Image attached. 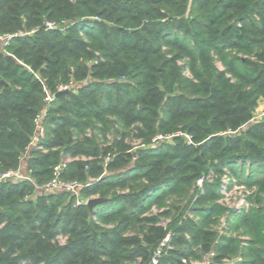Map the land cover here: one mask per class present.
Instances as JSON below:
<instances>
[{
  "label": "trees",
  "instance_id": "1",
  "mask_svg": "<svg viewBox=\"0 0 264 264\" xmlns=\"http://www.w3.org/2000/svg\"><path fill=\"white\" fill-rule=\"evenodd\" d=\"M5 34L0 172L25 157L30 181L0 182V264H149L167 232L176 248L157 264H264V119L249 123L264 100V0H0ZM40 115L44 151L30 147ZM65 155L90 158L61 179L106 199L93 211L35 191ZM224 170L256 187L259 207L225 219L245 241L216 231Z\"/></svg>",
  "mask_w": 264,
  "mask_h": 264
},
{
  "label": "rangeland",
  "instance_id": "2",
  "mask_svg": "<svg viewBox=\"0 0 264 264\" xmlns=\"http://www.w3.org/2000/svg\"><path fill=\"white\" fill-rule=\"evenodd\" d=\"M216 66L219 70H223V66L221 65L220 62H216ZM185 75L189 76L188 71L184 72ZM264 119V100L262 98H259L257 100L256 103V107L254 109L253 112V117L251 119V121L249 123L253 124V123H258L263 121ZM183 138H185L187 140V143H190V137L187 136L186 134H181ZM133 137V136H131ZM109 140L111 139V137L109 136L108 138ZM155 141L154 143H158L159 141H163V137L161 136H157L155 137ZM166 141H169L171 139V137H166L164 138ZM128 144L131 147V152L138 149L140 147V141L135 139L134 137L131 139H127ZM44 151V150H42ZM22 157L20 160V164H24L25 163V159ZM90 160V158H86L84 156H70V155H65L61 161V162H66L67 164L75 161H88ZM58 163V164H59ZM239 165V163H238ZM23 166V165H22ZM106 168V167H105ZM23 170L26 172L25 167H23ZM246 174H248V170L246 167L245 170ZM105 172V171H104ZM255 177L258 176V174L254 175ZM213 177V178H211ZM211 177H207L208 181L211 183L214 181L216 176H211ZM246 177L243 176V178H237L236 176H233L231 173H229V170H224V174L220 177V186L218 188V193H219V198L215 200V203H217L223 210L224 213L221 214L219 216L218 219V225L216 227V231H219V235L220 236H224V237H232L235 239H239L241 241H245L246 238H248L246 235H242L241 230H239V233L237 232H232L229 230V225L226 224V216L230 215V213L234 214V215H241L243 213L249 212L251 209H256L257 207H259L258 204L251 203L249 201L250 195L253 193V191H255L256 187H253L251 189H249V187H246L242 184H240V182L242 180H244V178ZM91 180V179H89ZM73 182H77L80 185H83V182L81 181H75L72 180ZM199 181V180H198ZM197 181V185L199 187H202V184L200 182ZM91 197V196H90ZM89 198V197H88ZM253 198V196H252ZM262 207H264V205H262ZM150 214L154 215L157 213V209L154 207L153 209H151V211L149 212ZM191 218H193V216L191 215ZM169 222V220L163 221L162 223H160V225H162L164 228H166L167 223ZM166 235H169L168 232ZM165 235V236H166ZM62 235H57L54 238V241H56L58 244L62 242V240H60ZM171 239V237H170ZM168 240V247H169V251L172 249L176 248V245L174 243L171 242V240ZM167 253V252H166ZM212 255L211 254H207L205 255L202 260H197V259H190L187 260L189 262V264H212ZM239 259V257H230L229 259H224L223 264L227 263L228 261L230 262H237ZM184 263H186L187 261L182 260ZM187 262V263H188Z\"/></svg>",
  "mask_w": 264,
  "mask_h": 264
},
{
  "label": "built area",
  "instance_id": "3",
  "mask_svg": "<svg viewBox=\"0 0 264 264\" xmlns=\"http://www.w3.org/2000/svg\"><path fill=\"white\" fill-rule=\"evenodd\" d=\"M43 27L45 29L48 30H53L56 29L58 27V25L54 22H46ZM19 35H23V33H19ZM16 35H0V41L7 43L8 40H10L12 37H14ZM69 89L68 86H59L57 91L58 92H62V91H67ZM47 102L52 100V97L49 95L46 98ZM42 119V115L38 116L36 118V127H37V131H36V137L33 139V141L30 144V147H35L36 149L39 150H43L41 146L37 145L36 141H37V137H41L43 134V130L40 127V121ZM156 139H153V142ZM110 158L106 157L103 161V166L105 168V166L109 163ZM67 163L66 162H61L57 165H55L53 167L52 170V178L44 183L41 186H35V191L37 193H52V192H64L69 194L70 196H74L75 197V206H80V205H84L86 206V203L89 199H93V198H99L98 196H91L89 198H81L79 196V191L81 188H83L86 185H80L77 182H73V181H65L61 179V173L62 171L65 169ZM23 180H28L30 181L28 175L26 172L22 171L21 168L19 167L17 170H8V171H4V172H0V182H19V181H23ZM89 182H92V180H90ZM198 182L201 183V180H199ZM60 240H62L61 243H59L60 245L64 244L66 238L61 237ZM168 240H169V235H166L162 241L159 243L157 249L155 250L153 256L150 259L149 264H157L158 260L161 256H163V254H165V252L169 249L168 247ZM239 261V260H238ZM237 261V262H238ZM225 264H236V262H230L228 261Z\"/></svg>",
  "mask_w": 264,
  "mask_h": 264
},
{
  "label": "water",
  "instance_id": "4",
  "mask_svg": "<svg viewBox=\"0 0 264 264\" xmlns=\"http://www.w3.org/2000/svg\"><path fill=\"white\" fill-rule=\"evenodd\" d=\"M44 29V27H42ZM67 91H62V92H58L55 96H58L62 93H66ZM106 202V199L105 198H93V199H89L86 203V207L89 211H93V209L102 204V203H105Z\"/></svg>",
  "mask_w": 264,
  "mask_h": 264
},
{
  "label": "crops",
  "instance_id": "5",
  "mask_svg": "<svg viewBox=\"0 0 264 264\" xmlns=\"http://www.w3.org/2000/svg\"><path fill=\"white\" fill-rule=\"evenodd\" d=\"M23 158L25 159V157H23ZM24 159H23V160H24ZM22 165H23V166H22ZM23 167H24V164H20V168H21L22 171H24V170H23ZM24 172H25V171H24Z\"/></svg>",
  "mask_w": 264,
  "mask_h": 264
}]
</instances>
